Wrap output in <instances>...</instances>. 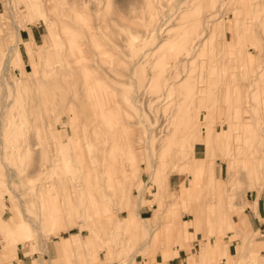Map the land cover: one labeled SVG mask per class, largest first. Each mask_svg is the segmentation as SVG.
Listing matches in <instances>:
<instances>
[{"label":"rangeland","instance_id":"rangeland-1","mask_svg":"<svg viewBox=\"0 0 264 264\" xmlns=\"http://www.w3.org/2000/svg\"><path fill=\"white\" fill-rule=\"evenodd\" d=\"M80 1L112 23L96 105L51 84L69 0H0V264H164L203 248L221 264L210 242L264 264V231L242 212L264 170L234 176L250 168L238 147L264 160V0ZM32 27L34 43L19 34ZM244 101L261 103L248 130Z\"/></svg>","mask_w":264,"mask_h":264},{"label":"bare ground","instance_id":"bare-ground-1","mask_svg":"<svg viewBox=\"0 0 264 264\" xmlns=\"http://www.w3.org/2000/svg\"><path fill=\"white\" fill-rule=\"evenodd\" d=\"M69 3H71L70 12L74 13V16L69 23L64 37L65 47L62 51L63 57L61 63L56 67L57 75H55V79L51 81V84L58 89L62 87L64 91L70 92V104L79 103L81 106H85L86 104L96 105L103 99L99 94L100 88L102 86L105 88L108 85L104 74L109 72L110 69L109 64H111V59L108 57L112 48L109 44L107 45V41L104 38L107 32L113 33L112 23L110 20H107L105 14H99L100 12L98 11H100L101 7H99L97 2H94L93 6L86 9L80 0H69ZM260 106L261 103L247 104L245 101L243 102V114L239 115L242 129L248 130L252 124L251 121L247 122L249 116L246 113L249 114L251 108L260 109ZM217 134L218 132L216 131L214 135ZM241 150L242 148L238 147L235 159L243 161L246 158V163L250 164V168L245 172L239 169L234 176L242 177L245 175L247 179L257 178L262 168L264 170V160H262L260 155L253 157L251 152L245 153L248 147L245 148L243 154ZM219 161L230 162L225 156H222ZM211 163L214 164V162ZM226 177L227 180H230V175L226 174ZM261 185L262 183H257L250 184L247 187L248 189H257ZM182 203L184 205L187 204L184 201ZM126 222V226L133 227L129 218ZM79 248L77 246L74 250Z\"/></svg>","mask_w":264,"mask_h":264},{"label":"crops","instance_id":"crops-1","mask_svg":"<svg viewBox=\"0 0 264 264\" xmlns=\"http://www.w3.org/2000/svg\"><path fill=\"white\" fill-rule=\"evenodd\" d=\"M20 37L24 40H29V42L34 43L32 40H36V36H37V32L34 30V28H29V31L27 30H21V32L19 33ZM254 198H252L251 200H248V205H246L243 209V213L246 215L248 223L250 225V227L252 229L255 228H262L264 231V188L262 190H260L259 192L254 193ZM140 214L145 215L144 217H142L143 219L146 218H151L150 212H149V207H142V209H140ZM129 221L131 222L132 225L136 224V217H135V213L131 215V217H129ZM264 237V232L261 234ZM67 240V239H66ZM56 245L53 248V251L55 250L57 252V254H59L60 252V244L57 240L55 241ZM62 242L65 245V242L63 241L62 238ZM59 243V244H58ZM211 246H216V247H220V254L222 256L220 262L221 264H232V257L227 255V248H225V245L219 246L218 244H215L214 242H210ZM228 249H230V246H228ZM231 250V249H230ZM177 254L178 251L176 250ZM63 253H67V251H63ZM175 253V256L167 259L165 261L164 264H216V259L211 260L209 258H207L206 256V249L203 248L200 251L199 256H197V258H193L192 255H188L187 257V261L185 260V257H183V255H185L184 251H179V254L177 255ZM16 259L15 258H10L8 259V264H32V260L30 259V257H28V255H23L22 253H20L19 256L18 254H16ZM8 257V255H7ZM183 257V258H182ZM201 258V260H200ZM219 262V263H220Z\"/></svg>","mask_w":264,"mask_h":264}]
</instances>
